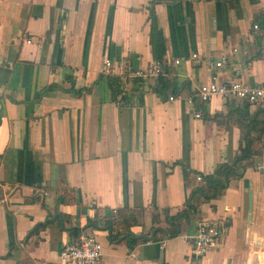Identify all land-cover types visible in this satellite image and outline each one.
Wrapping results in <instances>:
<instances>
[{"label": "crops", "instance_id": "0c3cea01", "mask_svg": "<svg viewBox=\"0 0 264 264\" xmlns=\"http://www.w3.org/2000/svg\"><path fill=\"white\" fill-rule=\"evenodd\" d=\"M152 1L0 0V264H58L73 240L66 231L52 223L25 238L54 212L65 228L95 220L79 233L100 243L97 264H264V133L255 164L242 162V177L200 204L177 236L128 249L123 236L110 240L116 226H104L106 209L124 208L136 218L135 235L165 228L164 217L199 181L184 179L181 164L210 173L238 152L241 132L226 112L238 103L218 95L199 103L196 89L264 79V0ZM162 52L165 78L177 88L172 100L152 91L154 81L127 74L129 103L111 101L105 75L123 76L127 63L147 70ZM221 55L226 61L215 67ZM70 85L89 91L75 96ZM200 219L226 227L217 247L195 255L189 237Z\"/></svg>", "mask_w": 264, "mask_h": 264}, {"label": "trees", "instance_id": "16d2710c", "mask_svg": "<svg viewBox=\"0 0 264 264\" xmlns=\"http://www.w3.org/2000/svg\"><path fill=\"white\" fill-rule=\"evenodd\" d=\"M155 2L161 1L154 0L151 3ZM163 55V52L156 55L154 61L160 63L162 72L167 73V65H165L163 61ZM134 70H136V68L131 67V65L127 63L126 74L123 76L105 75L103 77L108 87L111 101L115 102L120 108L129 103L123 89L124 77ZM130 79L132 82L141 80L136 77ZM53 87H55V85L49 84L42 90L52 89ZM151 89L159 97L164 98L168 93L175 94L177 88H175L165 76L157 75ZM67 91L72 92L75 96H79L82 92H88L89 87L74 89L73 86L70 85ZM250 108L251 107H248L247 104L238 103V105L234 107L227 105V114H234L236 125L241 132L240 138L238 139V152L232 157L230 162L216 164L210 173H201L196 170L188 169L181 164L182 176L184 179L187 174H192L194 177H199V181L190 187L182 208L173 215L164 217V221L167 225L165 228L153 226L150 227L147 233L135 235L129 231V227L136 223V218L133 213L124 208L113 210L106 209L109 217L104 219V226L110 225L112 228L116 226L118 229L110 234V240L114 242L119 237L123 236L128 244V249H131L138 241L156 240L158 234L164 238L177 236L180 233L181 224L183 222L188 223L189 219L196 215L200 204L214 200L227 188L231 179L242 177V172L244 170L242 162L249 159L253 154L260 155V151L254 150L253 147L264 133V107L252 108V110ZM34 200H37V198H32L30 201ZM156 217L157 216L152 215L151 221L156 222ZM63 218H65L63 214L54 212L51 217H46L43 221L35 223L28 230L25 238L31 235H37L41 230L46 228L47 225L55 223L59 230L66 231L68 235L73 238L72 241H74L82 228L96 226L94 219H86V223L82 228L74 226L65 228L63 226ZM150 233L151 236H149ZM12 248H14V245H8V252L4 255V258L10 255V250Z\"/></svg>", "mask_w": 264, "mask_h": 264}, {"label": "built area", "instance_id": "2783aa9c", "mask_svg": "<svg viewBox=\"0 0 264 264\" xmlns=\"http://www.w3.org/2000/svg\"><path fill=\"white\" fill-rule=\"evenodd\" d=\"M256 29V25H253ZM164 57V56H163ZM193 57V55H192ZM224 55H221L214 62L215 67H221L225 63ZM174 64L179 63L178 59L173 60ZM110 61L104 60L105 69H109ZM210 70V67H207ZM157 75L165 76L162 72L160 63L154 61L147 70L136 69L128 73L129 78H139L141 80L154 81ZM218 95L223 99L233 100L235 103L247 104L248 107L258 108L264 107V79L258 81L255 85H246L238 77L231 80H225L220 83L214 80L200 85L196 89L195 97L199 103H205L209 99ZM168 100H172L173 96L169 94ZM186 103L193 104L194 97L188 96ZM199 111L194 113V117H199ZM264 176V162L258 167ZM199 180V177H196ZM224 219L205 220L200 219L195 224L193 234L189 237L193 254L203 255L211 248H215L220 244L221 238L225 231ZM102 248L100 243L91 234L79 233L72 242L64 244L58 251V264H97L101 256ZM35 264H48L45 260H39Z\"/></svg>", "mask_w": 264, "mask_h": 264}, {"label": "water", "instance_id": "95a60500", "mask_svg": "<svg viewBox=\"0 0 264 264\" xmlns=\"http://www.w3.org/2000/svg\"><path fill=\"white\" fill-rule=\"evenodd\" d=\"M251 191L250 190H247V206H248V212L250 211V208H251ZM248 217V215H247Z\"/></svg>", "mask_w": 264, "mask_h": 264}, {"label": "rangeland", "instance_id": "374dc122", "mask_svg": "<svg viewBox=\"0 0 264 264\" xmlns=\"http://www.w3.org/2000/svg\"><path fill=\"white\" fill-rule=\"evenodd\" d=\"M257 158L255 157H253V156H251L247 161H245L244 163L245 164H248V165H254L255 164V160H256Z\"/></svg>", "mask_w": 264, "mask_h": 264}]
</instances>
